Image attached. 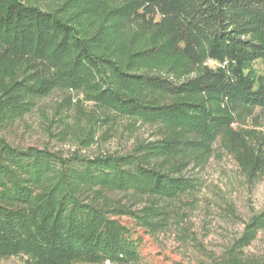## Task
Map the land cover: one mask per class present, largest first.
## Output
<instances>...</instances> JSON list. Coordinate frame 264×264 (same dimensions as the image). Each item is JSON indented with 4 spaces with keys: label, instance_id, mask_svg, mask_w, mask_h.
<instances>
[{
    "label": "trees",
    "instance_id": "1",
    "mask_svg": "<svg viewBox=\"0 0 264 264\" xmlns=\"http://www.w3.org/2000/svg\"><path fill=\"white\" fill-rule=\"evenodd\" d=\"M29 2L0 0V113L82 95L136 138L121 154L64 156L0 137V262L138 264L137 229L195 242L196 174L215 146L248 185L264 174V0ZM260 231L264 211L199 264H264L244 253Z\"/></svg>",
    "mask_w": 264,
    "mask_h": 264
},
{
    "label": "rangeland",
    "instance_id": "2",
    "mask_svg": "<svg viewBox=\"0 0 264 264\" xmlns=\"http://www.w3.org/2000/svg\"><path fill=\"white\" fill-rule=\"evenodd\" d=\"M44 1L29 3L43 7L49 0ZM254 68L257 73L264 71L259 63ZM64 98L65 93L56 91L28 107L21 116L0 113V137L13 146L47 148L64 156L73 152L86 156L121 154L131 147L136 137L126 139L112 127L108 129L110 125L99 120L96 107L85 102L82 95H72L69 108H65ZM247 128H252L250 123ZM256 130L264 136V117ZM148 135L146 129L138 133L140 139ZM214 148L213 157L196 174L200 186L195 209L188 217L195 242H180L174 231L149 235L137 229L136 236L141 239L138 264H199L211 253L219 255L240 235L253 214L264 211V174L253 186L248 185L231 156ZM227 207L232 208L233 215L224 210ZM244 253L250 258H264V231L257 233ZM0 264L21 261L9 259Z\"/></svg>",
    "mask_w": 264,
    "mask_h": 264
}]
</instances>
